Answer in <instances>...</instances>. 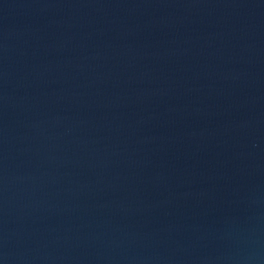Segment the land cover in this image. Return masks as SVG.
<instances>
[{
	"label": "water",
	"instance_id": "obj_1",
	"mask_svg": "<svg viewBox=\"0 0 264 264\" xmlns=\"http://www.w3.org/2000/svg\"><path fill=\"white\" fill-rule=\"evenodd\" d=\"M0 264H264V0H0Z\"/></svg>",
	"mask_w": 264,
	"mask_h": 264
}]
</instances>
